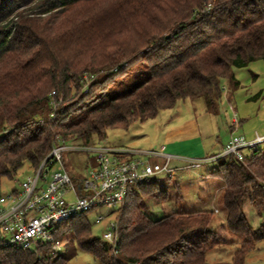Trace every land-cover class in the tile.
<instances>
[{
  "label": "trees",
  "instance_id": "obj_1",
  "mask_svg": "<svg viewBox=\"0 0 264 264\" xmlns=\"http://www.w3.org/2000/svg\"><path fill=\"white\" fill-rule=\"evenodd\" d=\"M257 60H264V0H0V188L26 164L36 170L58 138L94 146L108 130L154 120L185 100L205 98L215 113L222 81ZM135 64L138 73L101 99L104 86ZM100 72L84 95L83 74ZM205 176L210 181L197 184L209 188L196 186L195 203L176 195L175 209L157 220L151 204L171 198L174 179L137 185L114 213V245L94 237L89 213L62 223L56 238L101 264H206L208 252L240 243L233 264H244L264 241V221L254 229L248 215L264 218V149L220 158ZM214 208L224 216L216 229ZM68 259L46 247L0 251V264Z\"/></svg>",
  "mask_w": 264,
  "mask_h": 264
},
{
  "label": "built area",
  "instance_id": "obj_2",
  "mask_svg": "<svg viewBox=\"0 0 264 264\" xmlns=\"http://www.w3.org/2000/svg\"><path fill=\"white\" fill-rule=\"evenodd\" d=\"M98 75L83 74L80 84L84 95L89 93ZM54 97L55 92H52L50 105L53 109L57 106ZM61 101L59 99L58 103ZM238 128L235 116L233 129L237 132ZM63 143L64 140L58 138L49 156L33 170V174L19 182V189L9 196H0V251L7 247L31 251L46 247L56 257L63 249V242L56 238L59 226L73 217L99 210L106 212L97 217L95 224L107 223L102 239L114 245V213L137 185L158 177L175 179L183 172L201 168L220 158L235 156L242 160L245 151L254 152L264 145V136L256 134L249 141L233 133L223 152L210 159L172 156L165 153V146L159 151L147 152V161L102 144L77 147L73 150L94 153V162L82 177L67 171L64 163L67 148ZM159 158L161 162L154 160ZM172 161H180L183 165L173 167Z\"/></svg>",
  "mask_w": 264,
  "mask_h": 264
},
{
  "label": "rangeland",
  "instance_id": "obj_3",
  "mask_svg": "<svg viewBox=\"0 0 264 264\" xmlns=\"http://www.w3.org/2000/svg\"><path fill=\"white\" fill-rule=\"evenodd\" d=\"M139 66L140 64H135L127 70L125 75L117 77L114 82L109 81L104 86L105 89L103 93H101V97H99L104 99L107 94H117L116 92L120 89L119 86L131 77L133 78L138 73ZM104 75H106L105 72L99 73L97 79L104 77ZM222 86L223 95L221 100L216 105L217 110L215 113L208 111L205 98H199L197 100H186V104H181L182 106L180 107H183L184 113H180L177 117L178 119H183L184 116L190 117V115L193 114V116H195L198 120L201 133L207 146H211L215 142H218L216 145L219 144L221 147V144H223L226 138H228V136L232 133V119L235 116L238 119L239 126H241L242 123H244L243 125L247 124V130L264 123V60H257L243 68H234L233 78L223 80ZM189 105H192V109H190ZM157 119L161 120L162 117L159 116ZM160 125L161 121L154 119L145 123L135 122L130 126L129 130H108L106 139L100 144L105 146H119L120 144H123L131 146L134 149L140 148L142 151H159L161 149L160 145L153 144L156 138L160 135L158 130ZM211 132L215 136V142H212L209 137ZM233 132L236 133L234 129ZM261 133H258V135L263 136ZM236 134L237 136H243L239 134V132ZM63 144L67 148L64 152V163L67 171L71 175L82 177L86 170L93 164L94 153L73 150L77 147L86 146L84 141L77 138H69L68 140H65ZM261 149H264V145L261 146ZM219 151L220 150H212L211 153L215 154ZM147 152L138 154L136 157L147 161L149 160ZM152 162L153 161H150V163ZM210 164L213 166L215 162ZM211 166L203 167L204 169L202 170L205 171V175L212 168ZM33 172V169L26 164L19 171L14 180L4 179L0 188V196H9L15 190H18L19 182H22L27 176L33 174ZM192 172L193 171L183 172L181 178L180 175H178L174 180H170L172 181L169 184L171 189L170 191L172 192L171 198L164 204H151L149 215L152 219H160L166 212L174 210L176 202L175 198H178L176 195H181L184 198H187L190 193L195 190L197 191V185L198 187L200 185L206 189L209 188L207 187L209 186V183L197 184L194 180L189 179L194 178L193 175L191 176ZM162 183L165 184V180ZM159 185L160 187L163 186L162 184ZM190 199L194 200V196ZM105 212V210H99L91 212L87 215V219L93 225V235L99 239H102V234L107 223L96 225L95 222L97 217ZM214 213L216 217L214 218L213 228L216 229L224 221V216L215 208ZM248 215L250 217V223L254 229L258 228L264 221V218L256 216L252 210H248ZM113 217L116 219L117 214ZM102 241L104 240L102 239ZM62 242L63 249L61 256L69 258L66 264H101L92 254L83 251L75 243L73 244L71 239H64ZM240 246V243H231L215 248L214 250L208 252L206 264H233L234 258L237 251L240 249ZM244 264H264V241L256 244L255 248L246 255Z\"/></svg>",
  "mask_w": 264,
  "mask_h": 264
},
{
  "label": "crops",
  "instance_id": "obj_4",
  "mask_svg": "<svg viewBox=\"0 0 264 264\" xmlns=\"http://www.w3.org/2000/svg\"><path fill=\"white\" fill-rule=\"evenodd\" d=\"M181 104H186V100L179 102L175 109L168 110V112L167 111L161 112L159 114V116L162 117L161 120L157 119L159 116L156 118V120L161 121V125L158 128L160 135L156 138L153 145L158 144L160 145V147L165 146L166 154L172 156H178V157L210 159L221 153L224 146L227 144L228 140L230 139L231 135L234 133L232 128H231L232 133L228 136V138H226L223 144H221V147L219 144L216 145V143L218 142L214 141L215 136L211 132L209 134V137L212 140V142H215L214 143L215 145L213 144L211 146L209 145L207 146L205 144L204 137L201 133L198 120L195 116H193V114L190 115V117L184 116L183 119L177 118L180 115V113H184L183 107H180L182 106ZM189 107L190 109H192V105H189ZM232 123H233V119H232ZM243 124L244 123H242L241 126H239L237 132L243 135L246 140L249 141L253 140L254 136L261 132H262L261 134L264 136V123L260 124L259 126H254L252 129L250 128L249 130H247V124L245 125ZM106 146L114 150L118 149V150L126 151V154L132 158H137L136 155L150 151V150L142 151L140 150V148L134 149L131 146H127L123 144H120L119 146H108V145ZM212 150L213 151L220 150V151L218 153L212 154L211 153ZM154 160L161 161L162 159L159 158ZM182 165L183 164L180 161H172L173 167H180ZM205 166H211V164L209 163ZM203 167L193 170L191 176L193 175L194 178H189V179H192L195 182H197V180L210 181L209 179H206L205 171L202 170L204 169ZM215 185L219 186V183ZM192 196H194V200L190 199ZM185 199L190 204L195 203L197 199L196 190L190 193L189 196H187V198ZM210 206H213V203L210 204Z\"/></svg>",
  "mask_w": 264,
  "mask_h": 264
}]
</instances>
